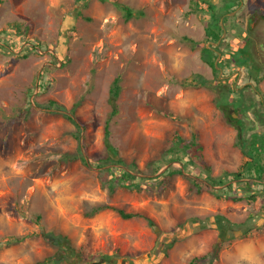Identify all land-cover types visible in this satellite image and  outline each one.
<instances>
[{
	"label": "rangeland",
	"instance_id": "1",
	"mask_svg": "<svg viewBox=\"0 0 264 264\" xmlns=\"http://www.w3.org/2000/svg\"><path fill=\"white\" fill-rule=\"evenodd\" d=\"M114 2L128 5L132 17ZM239 2L225 13L222 48L236 50V38L249 30L252 47L263 55L264 0ZM191 5L192 0L0 1V264H34L53 254L47 231L64 234L75 251L83 250L85 258L74 264H205L200 257L213 250L214 264H264L261 198L252 203L197 192L186 171L166 181L148 179L140 191L110 189L107 166L97 165L116 76L121 91L110 119L111 141L140 168L158 158L175 133L194 132L211 173L237 169L245 156L236 127L216 106L222 89L241 86V100L262 107L258 118L243 121L247 126L254 120L245 135L264 132L262 62L249 60L259 68L250 76L236 67L226 76L215 73L200 52L211 45L204 31L207 2L201 0L196 10ZM198 74L206 84L194 79ZM255 74L262 76L257 85ZM48 99L64 107H46ZM74 104L79 137L65 115ZM228 110L241 117L239 106ZM169 164L140 174L155 176ZM100 204L110 207L91 214ZM116 207L132 216H121ZM216 213L237 227L221 232Z\"/></svg>",
	"mask_w": 264,
	"mask_h": 264
},
{
	"label": "trees",
	"instance_id": "2",
	"mask_svg": "<svg viewBox=\"0 0 264 264\" xmlns=\"http://www.w3.org/2000/svg\"><path fill=\"white\" fill-rule=\"evenodd\" d=\"M200 1L201 0H192L190 9L196 10L197 7H199ZM204 2H207L206 13L209 17L204 27L205 38L206 40L217 41L223 31L220 24L221 18L224 16L223 21L226 22L229 16H226L225 13L234 10L235 6L240 2L239 0H221L220 4L213 3L210 0H204ZM114 3L118 8L124 11L126 18L132 17L133 11L130 7H128V5H122L118 2ZM138 13L140 14L142 12L139 11ZM16 25L18 28H20L19 23ZM248 33L249 30H246V36L242 33L241 38H236L238 36H235L237 42L239 43L236 50H234L232 47L230 49L228 45L222 48L224 41H221L217 46H213L212 44L210 45L211 47L203 46L200 49L201 59L210 65L215 73H219V69L216 68L214 62L217 56L216 50H220L221 57L223 58L218 61V65L222 69V75H228L230 72V67L242 69L244 74H247L248 76H250V72L252 70L257 74L259 68L257 69L254 67V65H250L249 60H259V62H262V64H259L264 67V54L261 55L260 52L258 54L256 53V50L252 47V38L250 37V34L247 37ZM33 45L41 46L38 42H33ZM25 51L26 50L23 49L22 54H24ZM261 57H263V59H261ZM253 74L254 73H252L251 76ZM256 74L251 79L254 85H257L262 77L257 76ZM196 76L194 79L198 78V83L206 84V80L202 78L201 75L198 74ZM240 83L241 82L238 84ZM39 85L41 88L45 87V79L42 78ZM31 91L32 88L27 92V96L30 95ZM120 91V78L116 76L109 87L108 102L111 108L109 116L104 123V152L97 160L98 166H107L105 171L108 172L107 182L110 189H114L115 187L119 186L140 191L143 189L145 183L148 184V179L157 180L160 178L161 180L166 181L170 176L177 173L184 174L183 172L186 171L188 174H184V176H186L188 179L191 188H195L197 192L207 190L211 193H214V195L218 198L222 196L232 200L245 198L252 203L256 201L257 196L264 195V132L252 131L249 133V135H245L246 130L253 129L254 120L252 118V120L249 121L250 124H247V126H245L243 121V118H250V115H252L254 119L258 118L260 114H257V111L260 113L261 110L259 109L262 107H259L253 99H250L248 103L241 100V95H243V89L241 87H239L238 90L230 88L220 90L219 96L216 99V106L219 107L227 122L236 127L237 145L240 147L245 158L237 169L224 170L221 174L217 175L211 173V166H209L201 154V145L197 142V135L194 132H192L188 137H185L180 133H175L171 143L160 152V156L156 159L147 161L144 168H140L134 160L129 162L126 161L119 154L117 147L112 143L110 130V119L118 112L117 100ZM230 93H234L236 95L235 99L232 96H229ZM238 96L240 98H238ZM236 99H239L240 101L237 103L235 102ZM45 106L56 108L64 107L54 99H48ZM229 106H239L241 117L234 118V116L228 110ZM27 107L28 105L22 106L19 113H23ZM76 107L77 104L72 105L71 113H65V115L76 125L77 132L75 133V136L79 137L82 124L72 114ZM262 113L264 115V112ZM260 120H262L261 124H264V118H261ZM79 154L81 159L86 161V158L80 147ZM165 163L170 164L163 172L155 176L144 177L142 174H140L145 172L156 173ZM175 163H179L180 166H176ZM245 178L248 179L246 180ZM215 185H221L222 187L217 189L213 187ZM241 185L244 186L242 189L240 188ZM107 207L110 206L103 204L93 206L91 214H95ZM116 209L117 212L123 217L132 216L131 213L124 212L121 208L116 207ZM213 219L215 220L217 227L221 230V232H226L227 228L230 229L229 225H236L237 227V223H232L222 214H213ZM224 221L226 222L225 224L223 223ZM248 230L249 229L244 231L245 235L249 234ZM44 239L55 247V251L53 254L43 258L42 260L36 261L34 264H60L64 262L74 264L72 262H76L77 259L83 260L85 258L83 255V250L75 251L67 236L62 233L47 231L44 234ZM219 244L221 243L219 242ZM216 253V250H213L202 255L200 258L203 260L205 259V264H214V260L217 258Z\"/></svg>",
	"mask_w": 264,
	"mask_h": 264
},
{
	"label": "water",
	"instance_id": "3",
	"mask_svg": "<svg viewBox=\"0 0 264 264\" xmlns=\"http://www.w3.org/2000/svg\"><path fill=\"white\" fill-rule=\"evenodd\" d=\"M234 12V10L233 11H229L228 12V14H231V13H233ZM221 26H222V28H224V26H223V24L221 23ZM225 34V30H223V32H222V35H221V37L223 36ZM213 44H218V42H212ZM208 46H210V45H208ZM207 46V47H208ZM217 52V56H216V58H215V66H216V68H218L219 69V71L221 72L222 71V69L220 68V66L218 65V60H219V57H220V51H216ZM154 227L153 228H155V230L156 229H158V226L157 225H153Z\"/></svg>",
	"mask_w": 264,
	"mask_h": 264
},
{
	"label": "clouds",
	"instance_id": "4",
	"mask_svg": "<svg viewBox=\"0 0 264 264\" xmlns=\"http://www.w3.org/2000/svg\"><path fill=\"white\" fill-rule=\"evenodd\" d=\"M240 3H241V2H240ZM234 10H235V9H234ZM231 11H233V10H231ZM223 17H224V16H223ZM223 17L221 18V23L224 22V21H223ZM221 23H220V24H221ZM221 27H222V26H221ZM222 29L224 30V28H222ZM222 32H223V31H222ZM225 33H226V31H225ZM221 35H222V34H221ZM221 41H222V37H221V36H220V38H219L217 41H211V40H210V42H211V44H212L213 46H217V45H219ZM212 42H218V44H213ZM207 46H208V45H207ZM208 47H211V46H208ZM216 51H219V50H216ZM220 56H221V52H220ZM219 58H220V57H219ZM220 68H221V67H220ZM221 72H222V71H221ZM221 72H220V73H221ZM240 87H241V86H240ZM245 179L247 180L248 178H245Z\"/></svg>",
	"mask_w": 264,
	"mask_h": 264
},
{
	"label": "crops",
	"instance_id": "5",
	"mask_svg": "<svg viewBox=\"0 0 264 264\" xmlns=\"http://www.w3.org/2000/svg\"><path fill=\"white\" fill-rule=\"evenodd\" d=\"M258 198H261L262 201L264 202V195H263V196H257V199H258ZM257 199H256V200H257ZM263 202H262V203H263Z\"/></svg>",
	"mask_w": 264,
	"mask_h": 264
}]
</instances>
